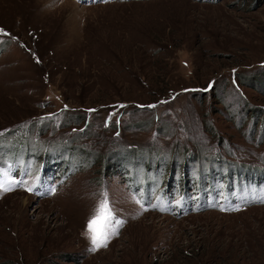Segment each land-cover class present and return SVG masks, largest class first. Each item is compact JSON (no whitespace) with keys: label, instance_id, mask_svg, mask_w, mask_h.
I'll list each match as a JSON object with an SVG mask.
<instances>
[{"label":"rangeland","instance_id":"rangeland-1","mask_svg":"<svg viewBox=\"0 0 264 264\" xmlns=\"http://www.w3.org/2000/svg\"><path fill=\"white\" fill-rule=\"evenodd\" d=\"M0 171V264H264V0H0Z\"/></svg>","mask_w":264,"mask_h":264},{"label":"snow or ice","instance_id":"snow-or-ice-1","mask_svg":"<svg viewBox=\"0 0 264 264\" xmlns=\"http://www.w3.org/2000/svg\"><path fill=\"white\" fill-rule=\"evenodd\" d=\"M13 185L8 183L4 177V172L0 171V191H9ZM31 191V189H27ZM113 210L105 198L94 211L93 216L89 219L86 231L89 233L93 244V251L100 247L107 246V240L111 234L109 231L112 224Z\"/></svg>","mask_w":264,"mask_h":264},{"label":"trees","instance_id":"trees-1","mask_svg":"<svg viewBox=\"0 0 264 264\" xmlns=\"http://www.w3.org/2000/svg\"><path fill=\"white\" fill-rule=\"evenodd\" d=\"M68 120H69V121H68ZM67 121H68L69 123H76V122H78L76 116H73V117L71 116L70 118L67 119ZM40 161H41V160H40ZM227 162L232 163L230 160L227 161ZM36 169H37V168H36ZM45 172H46V168L44 167L43 170L38 171V174H36L37 178H38V177H42V176L44 175ZM35 173H36V172H35ZM38 179H39V178H38Z\"/></svg>","mask_w":264,"mask_h":264}]
</instances>
